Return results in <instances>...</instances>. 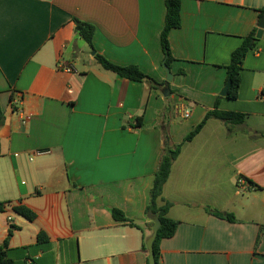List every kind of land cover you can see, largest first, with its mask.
I'll return each instance as SVG.
<instances>
[{
	"label": "crops",
	"instance_id": "0c3cea01",
	"mask_svg": "<svg viewBox=\"0 0 264 264\" xmlns=\"http://www.w3.org/2000/svg\"><path fill=\"white\" fill-rule=\"evenodd\" d=\"M262 10L264 0H182L165 97L163 0H0V202L11 203L0 212V244L16 226L8 247L15 264L149 263L145 212L164 133L174 148L214 109L225 67L258 31ZM75 19L96 27L97 53L163 86L103 69ZM256 40L238 99L221 97L218 109L246 114L261 136L230 135L211 118L183 145L159 200L179 223L159 245L161 264H264V35ZM69 65L75 72L62 70ZM21 204L35 221L13 211ZM113 209L136 227L116 221ZM42 231L48 243L38 242Z\"/></svg>",
	"mask_w": 264,
	"mask_h": 264
},
{
	"label": "trees",
	"instance_id": "16d2710c",
	"mask_svg": "<svg viewBox=\"0 0 264 264\" xmlns=\"http://www.w3.org/2000/svg\"><path fill=\"white\" fill-rule=\"evenodd\" d=\"M166 7V16H165V23L164 27L161 32L160 41L161 47L164 53V57L166 61V65L171 68L172 62L174 61L171 49H170V41L169 35L170 33L181 27L182 24V0H163ZM264 14V10H262ZM74 22L76 23V34H78L84 42H86L92 51L95 52V59L97 62L102 66L103 69L110 71L117 76L128 79L134 82H147L152 90L160 89L163 84L157 82L150 76L146 75L138 66L131 65V66H118L108 59H105L104 56L97 53L95 46H94V37L96 34V27L90 23L83 22L80 20L75 19ZM257 31L255 30L252 32L244 41L242 46L236 49L232 53L231 63L225 67L228 77L227 81H231V86L228 91L227 99L229 100H237L240 92L241 86V75L243 71L244 60L250 51L256 50V35ZM254 42V43H252ZM264 93V92H263ZM222 98L218 97L216 101V105L213 110L209 111L202 121L185 137L182 143L178 144L174 148L169 145L170 137L167 131L164 133L165 137V148L160 160V164L158 170L155 174L154 182L152 188L149 193V202L146 208V216L150 220V224L154 226L155 219H159L161 222V226L159 228L158 236L154 243V253H155V262L156 264H161V252L160 250V243L164 239H170L174 237L177 231V227L179 225L178 222L170 219L168 217V212L172 206L170 202H166L163 205H159V200L162 198V193L164 189L165 183L168 181L167 179L170 176L172 165L174 161L178 158L181 153L182 147L185 143L192 141L204 128L207 121L211 118L218 119L222 121L227 129L228 133L232 135L236 133L238 130L237 128H241L242 131L251 135L252 139H256L261 135L252 131L246 124V114L240 112H233V111H224L219 108V102ZM5 115L0 105V127L4 124ZM1 151V145H0ZM1 156V152H0ZM253 186L260 189L255 183L251 182ZM11 203H1L0 202V212H5L7 207L10 206ZM13 211L18 213L25 219L30 222H33L37 219V215L27 208L24 205H17L13 206ZM210 214L216 215L222 219H225L229 222H235V217L232 214H221L217 211H212L210 209L207 210ZM113 218L116 221L120 222H127L131 227H136L131 220H129L125 214L117 209H113L111 211ZM17 229L16 226H11L8 231V237L4 241V243L0 244V264H15V262L9 257V240L11 239L14 231ZM48 236L45 232H40L38 234V242L40 244L48 243ZM258 239V244H259ZM144 249L147 250V246L144 244ZM149 264V263H148Z\"/></svg>",
	"mask_w": 264,
	"mask_h": 264
},
{
	"label": "water",
	"instance_id": "95a60500",
	"mask_svg": "<svg viewBox=\"0 0 264 264\" xmlns=\"http://www.w3.org/2000/svg\"><path fill=\"white\" fill-rule=\"evenodd\" d=\"M264 35V15L262 16L259 25H258V31L255 35V39H261ZM253 43V42H252ZM93 55L95 53L93 52ZM163 66L166 70V92L164 93V96L167 97L169 95V83L173 80V74L170 70V68L166 65V61L163 62ZM231 86V81H227L226 85L223 87V89L220 92L221 97H227L229 88ZM161 226L160 220L157 218L155 219V224L153 227L152 235L148 238L146 241L147 251L149 253V264H156L155 262V253H154V243L158 236L159 228Z\"/></svg>",
	"mask_w": 264,
	"mask_h": 264
},
{
	"label": "built area",
	"instance_id": "2783aa9c",
	"mask_svg": "<svg viewBox=\"0 0 264 264\" xmlns=\"http://www.w3.org/2000/svg\"><path fill=\"white\" fill-rule=\"evenodd\" d=\"M62 70L65 71V72H68V73L75 72L74 67L73 66H70V65L69 66L62 67ZM12 102H13L14 105H15V103L17 105L18 100H13ZM185 116L188 117L189 115L186 114ZM49 152L50 151H38V152H35L36 153L35 155H38V156H40V155H46V153L49 154Z\"/></svg>",
	"mask_w": 264,
	"mask_h": 264
},
{
	"label": "rangeland",
	"instance_id": "374dc122",
	"mask_svg": "<svg viewBox=\"0 0 264 264\" xmlns=\"http://www.w3.org/2000/svg\"><path fill=\"white\" fill-rule=\"evenodd\" d=\"M87 47V50L89 51V47L88 46H86ZM165 69V68H164ZM166 71V70H165ZM183 120V119H182ZM187 122H189V121H187ZM184 123H186V121L184 122Z\"/></svg>",
	"mask_w": 264,
	"mask_h": 264
}]
</instances>
